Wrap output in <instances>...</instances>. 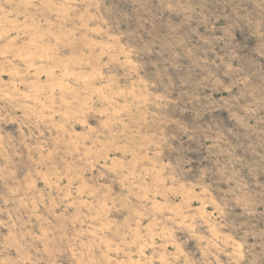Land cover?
<instances>
[{
	"label": "rangeland",
	"instance_id": "374dc122",
	"mask_svg": "<svg viewBox=\"0 0 264 264\" xmlns=\"http://www.w3.org/2000/svg\"><path fill=\"white\" fill-rule=\"evenodd\" d=\"M0 264H264V0H0Z\"/></svg>",
	"mask_w": 264,
	"mask_h": 264
}]
</instances>
